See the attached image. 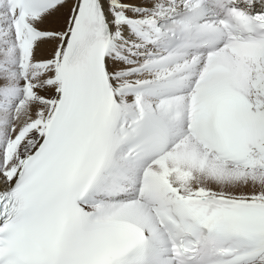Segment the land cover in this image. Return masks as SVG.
<instances>
[{
  "label": "snow or ice",
  "instance_id": "snow-or-ice-1",
  "mask_svg": "<svg viewBox=\"0 0 264 264\" xmlns=\"http://www.w3.org/2000/svg\"><path fill=\"white\" fill-rule=\"evenodd\" d=\"M0 264H264V0H0Z\"/></svg>",
  "mask_w": 264,
  "mask_h": 264
},
{
  "label": "bare ground",
  "instance_id": "bare-ground-1",
  "mask_svg": "<svg viewBox=\"0 0 264 264\" xmlns=\"http://www.w3.org/2000/svg\"><path fill=\"white\" fill-rule=\"evenodd\" d=\"M40 54H47V53H46V51H43V50H42Z\"/></svg>",
  "mask_w": 264,
  "mask_h": 264
}]
</instances>
